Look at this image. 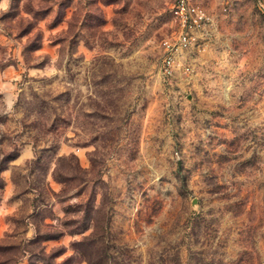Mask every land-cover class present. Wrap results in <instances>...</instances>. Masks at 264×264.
Masks as SVG:
<instances>
[{
    "label": "rangeland",
    "instance_id": "1",
    "mask_svg": "<svg viewBox=\"0 0 264 264\" xmlns=\"http://www.w3.org/2000/svg\"><path fill=\"white\" fill-rule=\"evenodd\" d=\"M171 1L0 0V264H264V0Z\"/></svg>",
    "mask_w": 264,
    "mask_h": 264
},
{
    "label": "built area",
    "instance_id": "2",
    "mask_svg": "<svg viewBox=\"0 0 264 264\" xmlns=\"http://www.w3.org/2000/svg\"><path fill=\"white\" fill-rule=\"evenodd\" d=\"M169 10L177 30L161 41V68L166 76H182L188 73L189 64L180 55L198 44L199 35L211 18L200 0H172Z\"/></svg>",
    "mask_w": 264,
    "mask_h": 264
},
{
    "label": "trees",
    "instance_id": "3",
    "mask_svg": "<svg viewBox=\"0 0 264 264\" xmlns=\"http://www.w3.org/2000/svg\"><path fill=\"white\" fill-rule=\"evenodd\" d=\"M176 261H177V264H178L179 263L178 259H176ZM91 264H93V263L91 262Z\"/></svg>",
    "mask_w": 264,
    "mask_h": 264
}]
</instances>
